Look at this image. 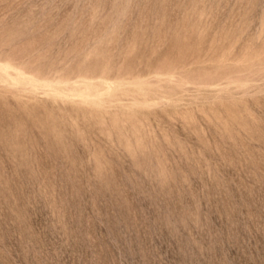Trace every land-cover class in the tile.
<instances>
[{"label": "rangeland", "instance_id": "374dc122", "mask_svg": "<svg viewBox=\"0 0 264 264\" xmlns=\"http://www.w3.org/2000/svg\"><path fill=\"white\" fill-rule=\"evenodd\" d=\"M0 264H264V0H0Z\"/></svg>", "mask_w": 264, "mask_h": 264}]
</instances>
